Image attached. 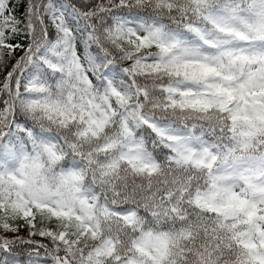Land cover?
I'll use <instances>...</instances> for the list:
<instances>
[{
    "label": "snow or ice",
    "instance_id": "snow-or-ice-1",
    "mask_svg": "<svg viewBox=\"0 0 264 264\" xmlns=\"http://www.w3.org/2000/svg\"><path fill=\"white\" fill-rule=\"evenodd\" d=\"M0 264H264V0H0Z\"/></svg>",
    "mask_w": 264,
    "mask_h": 264
}]
</instances>
